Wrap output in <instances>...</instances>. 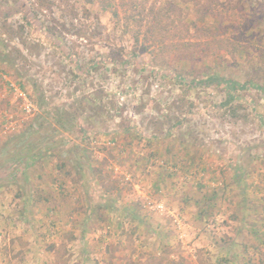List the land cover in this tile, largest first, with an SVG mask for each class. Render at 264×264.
<instances>
[{
  "label": "rangeland",
  "instance_id": "1",
  "mask_svg": "<svg viewBox=\"0 0 264 264\" xmlns=\"http://www.w3.org/2000/svg\"><path fill=\"white\" fill-rule=\"evenodd\" d=\"M181 1L175 7L183 18L171 13L159 25L142 24L139 34L169 62L161 67L164 76L179 73L175 86L150 75L162 70L147 55L125 73L101 68L77 78L49 46L18 70L0 60V264H264V0ZM89 9L115 29L110 13ZM20 17L14 12L10 22ZM184 18L187 28L178 26ZM124 24L121 18L114 31L119 40ZM93 54L106 58L101 47ZM16 72L24 76L18 80ZM212 76L250 85L236 92L242 105L237 116L221 108V87L201 83ZM181 79L199 85L184 94ZM34 80L47 100L57 92L60 97L44 109L33 103L27 116L18 94H38ZM19 81L23 88L14 91L10 84ZM98 89L105 92L100 104L85 101L74 124L47 125L54 107L69 108ZM116 89L145 99V112L135 115L142 139L117 138L123 149L109 145L118 121L108 109ZM132 106H124L127 117L134 115ZM99 107L103 115L96 118ZM162 111L183 124L172 137L147 143L151 131L143 119ZM41 113L47 120L39 134L51 143L30 160L34 149L16 138L35 141L29 135H36ZM169 159L191 164L189 172L172 168L169 176L162 170ZM196 166L203 171L195 173Z\"/></svg>",
  "mask_w": 264,
  "mask_h": 264
},
{
  "label": "trees",
  "instance_id": "2",
  "mask_svg": "<svg viewBox=\"0 0 264 264\" xmlns=\"http://www.w3.org/2000/svg\"><path fill=\"white\" fill-rule=\"evenodd\" d=\"M174 0L173 4L169 0H165V3L159 4L158 0H0V33L3 35L4 49L0 53V60L2 63H6L11 68L28 67L30 59L38 60L40 58L41 46H49L54 50L63 62L72 66L71 74L73 78H77L88 75L91 71H98L101 68L105 70H112L114 73H125L128 67L131 66V62L135 59L142 61L143 55H147L151 59L153 67L160 68L167 67L169 62L163 55H159L152 51V46L142 43L140 37V30L142 24L146 25H159L162 19H170V14H181L183 18V12L180 8H176L177 3ZM181 3H183L180 0ZM119 4V5H118ZM185 4V3H183ZM97 6L100 10L99 14L110 13L112 19V27L119 28L121 18L124 25L120 26V34L122 38L119 40L115 35V29L109 26H105L100 22L99 15L90 11L91 6ZM119 7L123 8V15H120ZM176 8V9H175ZM19 13L21 16L19 22L11 23L10 18L14 12ZM178 11V12H176ZM187 19L178 22V26L187 28ZM131 24V25H130ZM194 23H192L193 25ZM133 25V27H132ZM175 25V22H172ZM177 25V23H176ZM161 26V25H160ZM131 29V30H129ZM134 29V30H132ZM160 30L168 31V27L164 29L160 27ZM74 38V40H71ZM80 41V42H79ZM83 42V43H81ZM18 44V45H17ZM155 46V45H153ZM97 47H101L106 52V58L104 61L97 59L94 56V51ZM85 48V49H84ZM84 49V50H82ZM91 56L89 57V55ZM93 55V56H92ZM180 60V59H179ZM19 62V63H18ZM109 63V64H106ZM108 68V69H107ZM157 73L149 72L151 76L155 78L166 79L167 83H163L164 87L175 86V81L181 77L175 69L174 75L164 76L161 69ZM17 79L20 80L21 76H24L16 72ZM42 82V80H40ZM35 83V91H39L33 98L32 102L43 109L48 107L52 102L60 97L59 92L51 95L48 100L45 96V91L40 90V86ZM183 93L186 94L190 87H196L199 84H194L193 81H182ZM188 82V83H187ZM209 86V84H216L225 91V100L220 106L225 107L228 114L232 117L237 116L236 111L241 109V103L238 101L236 92L239 90H245L249 88V84L242 85L230 80L219 78L218 76L208 77L205 81L201 82ZM18 86L23 88L19 81ZM149 81L146 83L145 90L142 94L149 92ZM166 85V86H165ZM161 86V83H160ZM255 87L254 85H251ZM257 88V87H255ZM262 92L264 89L260 88ZM36 93V92H35ZM103 89L94 90L90 92L86 97L81 96V99L74 100V103L69 107L73 109V112L69 108L54 107V118L51 119L53 123H48V126L59 125L61 127L74 124L80 114L84 113L86 107L85 101L99 103L104 98ZM109 112L111 114L110 119L118 118V121L112 126L109 131L110 141L109 145L112 148H122L123 145H117V138L126 140L142 139V130L139 125H136L135 115L145 112V99L144 97L132 98L126 94L125 90L116 89L112 93ZM109 96V93L106 94ZM122 96V97H121ZM124 96V98H123ZM45 99L48 101L45 103ZM66 104V103H65ZM126 104L133 105V116L127 117L124 115V106ZM157 105H161L160 100H156ZM70 105V103L68 104ZM191 109L188 110L189 114L192 113L193 105H189ZM219 106V107H220ZM72 107V108H71ZM48 111V109H46ZM105 112H107V106H104ZM49 112V111H48ZM143 119V124L151 131L149 134L150 139L147 143L163 141L168 137H172L171 131L176 127H181L183 122L172 112L153 113ZM48 115V114H47ZM103 115L101 107L98 108L96 118H100ZM40 123L38 124L36 135H29V137H35V141L31 142L27 139V135L21 134L16 139L21 144L28 148V151H33L30 155V160L38 158L41 154L40 146H46L51 142L47 134L40 135L39 133L44 128V123L47 120L44 116L38 115ZM46 119V120H45ZM43 120V121H42ZM51 121V122H52ZM172 122V125L170 123ZM126 142V141H125ZM124 143V140L122 141ZM123 149V148H122ZM184 150V149H183ZM37 151V152H35ZM44 152V151H43ZM188 153V152H186ZM39 154V155H38ZM157 153H153L154 157H157ZM171 162V163H170ZM173 161H164L162 170L171 176L173 173L170 171L174 169H185L189 172L191 164H185L179 166L172 164ZM63 165H60L56 169H60ZM195 173L203 171L201 167H194ZM161 178V177H159ZM158 184L155 185L156 190ZM198 204V202H195ZM199 209L203 206L201 203L198 205Z\"/></svg>",
  "mask_w": 264,
  "mask_h": 264
},
{
  "label": "built area",
  "instance_id": "3",
  "mask_svg": "<svg viewBox=\"0 0 264 264\" xmlns=\"http://www.w3.org/2000/svg\"><path fill=\"white\" fill-rule=\"evenodd\" d=\"M10 87L14 91H16V89L18 90L19 86H17V85L15 86L14 84H10ZM18 99L21 102L20 107H21V110L23 111V113L27 116H32L34 111H35V107H34L32 100L30 99V97L26 93L19 92Z\"/></svg>",
  "mask_w": 264,
  "mask_h": 264
}]
</instances>
